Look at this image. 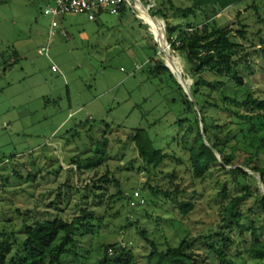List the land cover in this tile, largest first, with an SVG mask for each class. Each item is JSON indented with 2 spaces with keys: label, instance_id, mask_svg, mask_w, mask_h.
Here are the masks:
<instances>
[{
  "label": "rangeland",
  "instance_id": "374dc122",
  "mask_svg": "<svg viewBox=\"0 0 264 264\" xmlns=\"http://www.w3.org/2000/svg\"><path fill=\"white\" fill-rule=\"evenodd\" d=\"M127 2L123 12L102 11L95 20L81 12L46 15L42 1L0 2V242L11 244L8 260L15 257L26 224L60 216L69 221L82 217L90 230L76 238V254L61 256L59 264H97L104 245L120 242L137 264H145L151 247L139 229L159 250L185 237L196 239L195 248L207 255L205 264L220 262L205 253L199 237L211 235L209 241L222 246V234L228 235L234 240L227 247L234 264H264L245 251L233 220L223 219L227 199L221 186L233 190L230 175L216 167L203 178L190 173L187 149L195 131H184L194 114L180 102L169 74L155 75L152 69L161 60L182 91L190 87L184 55L169 52L160 36H166V23L185 27L208 21L230 30L238 46L235 70L244 81L238 86L228 77L204 72L203 78L216 87L213 97L220 104L228 96L263 97L264 0L202 7L189 17L175 8H186L192 0ZM157 10L166 19L154 15ZM232 110L205 107L204 114L210 124L228 125L225 131L234 133L246 125L234 115L232 122ZM136 129H145L154 148L168 154L158 167L147 170L127 139ZM229 146L236 147L237 156L243 148L251 150L240 138ZM256 162L264 167V147ZM106 173L110 181L99 182ZM248 174L251 188L259 186L258 173ZM133 191L142 203L130 208ZM251 202L244 201V212ZM180 203L194 208L185 214Z\"/></svg>",
  "mask_w": 264,
  "mask_h": 264
},
{
  "label": "trees",
  "instance_id": "16d2710c",
  "mask_svg": "<svg viewBox=\"0 0 264 264\" xmlns=\"http://www.w3.org/2000/svg\"><path fill=\"white\" fill-rule=\"evenodd\" d=\"M142 1L138 0L140 4H143ZM237 1L192 0L190 6L175 8V10L183 17H189L202 7L218 6L224 9ZM148 7L145 10L147 14ZM124 10L125 7L123 6L120 11L123 12ZM154 15L166 19L161 10L155 11ZM149 17L151 16L149 15ZM164 30L166 36L163 37L161 33L160 43L168 44L166 48L169 52L175 53L172 50L174 49L184 55L186 62L184 71L192 79L190 92L193 102L188 100L181 86L161 60L153 63V73L160 75L162 72H167L180 90L182 96L180 102L188 112L194 114L193 119H189L190 124L184 131L186 134L191 133L192 128L195 131L193 143L187 149L189 171L195 178H203L212 168L216 167L230 175L233 190L227 188L226 184L221 186L227 199L223 208V219L227 222L233 220L248 255L256 261L264 262V195L258 186L251 188L248 183L251 175L245 171V169H249L259 173L264 185V167L258 166L256 162L260 148L264 147V132L259 133L264 128V96L258 98L252 93H247L242 99L228 96L224 97L223 103L220 104L213 97V91L216 90V87L212 81L203 78V73L209 72L217 77H228L236 85L243 86V78L235 70L238 64V46L230 40L229 29L214 27L205 21L197 26L186 24L185 27L171 26L166 23ZM231 105L236 106L237 111H233ZM194 106H197L200 112L204 135L210 147L203 142L199 119L192 110ZM205 107L219 111L232 110V122L233 115L235 118L242 117V123L246 126L234 133L231 129L225 131L228 125H213L208 122L204 114ZM180 120L184 121L185 119ZM239 138L251 150L243 148L240 150L242 153L237 156L235 154L236 147L229 146V142ZM127 139L135 144L139 157L147 170L151 167H158L168 156L166 152L154 148L145 129H136L130 133ZM212 149L220 154L222 162L218 161ZM72 161L71 158L70 163ZM227 166L230 167L229 170H226ZM108 177L109 173H106L98 180L99 182L110 181ZM112 181L118 185L117 181L114 179ZM93 187L99 188L97 184H94ZM152 190L155 191L154 193H159L157 189L152 188ZM230 190H232V194L229 193ZM165 193L168 194V192ZM247 199H251L252 202L246 213L242 210V206ZM178 205L181 212L185 214L194 208L193 203H180ZM252 212L254 216L251 217L250 213ZM129 222L131 223V221ZM89 230V224L87 221L83 222L82 217H75L72 221L60 216H55L52 219H36L31 224L24 226V238L18 244L15 257L11 260H8L11 244L5 240L0 242V264H59L61 256L76 254L73 250L76 238L88 233ZM138 232L151 247L150 253L145 256V264H205L208 261L207 255L198 252L195 248L196 239L190 241L185 237L177 246L159 250L156 244L148 238L144 229H139ZM248 232L249 237L245 238ZM210 237L211 235L199 237L203 239L205 253L214 254L220 264H234L231 253L227 251V247L234 240L228 235L222 234L223 244L220 246L216 242L209 241ZM108 249L113 251L112 255L108 254ZM104 263L137 264L132 252L119 244L104 245L102 256L98 259L97 264Z\"/></svg>",
  "mask_w": 264,
  "mask_h": 264
},
{
  "label": "built area",
  "instance_id": "2783aa9c",
  "mask_svg": "<svg viewBox=\"0 0 264 264\" xmlns=\"http://www.w3.org/2000/svg\"><path fill=\"white\" fill-rule=\"evenodd\" d=\"M5 0H0V2ZM29 2L42 1L44 3L43 13L50 16H62L71 13H85L89 20H95L96 16L102 11L117 14L121 8L130 6L127 0H27ZM64 35V32H63ZM42 50V49H41ZM40 52V50H38ZM142 203L138 191H133L128 196V207L134 208ZM120 246L124 247L122 242ZM108 254L112 255L113 251L108 249ZM110 264V263H104Z\"/></svg>",
  "mask_w": 264,
  "mask_h": 264
},
{
  "label": "water",
  "instance_id": "95a60500",
  "mask_svg": "<svg viewBox=\"0 0 264 264\" xmlns=\"http://www.w3.org/2000/svg\"><path fill=\"white\" fill-rule=\"evenodd\" d=\"M149 8V7H148ZM163 19V18H162ZM166 68H167V66L166 65H164ZM168 69V68H167ZM171 73V72H170ZM172 74V73H171ZM191 79V78H190ZM176 80V79H175ZM191 81H192V79H191ZM176 82L179 84V82L176 80ZM183 92H184V94L188 97V100L189 101H191V102H193V97H192V94H191V92H190V87H187V88H184L183 89ZM196 111H197V113H198V119H199V127H200V134L203 136V142L207 145V146H209L210 147V145H209V143H208V141L204 138V130H203V125H202V118H201V116H200V112H199V110H198V108L196 107ZM213 150V152H214V154L216 155V157H217V159H218V161L219 162H222V160H221V156H220V154L216 151V150H214V149H212ZM227 167H229V166H227ZM245 171L246 172H250L251 170H247V169H245ZM256 173V172H255ZM258 175H259V188H260V191H262L263 192V189H262V181H261V179H260V174L258 173ZM264 195V194H263Z\"/></svg>",
  "mask_w": 264,
  "mask_h": 264
}]
</instances>
